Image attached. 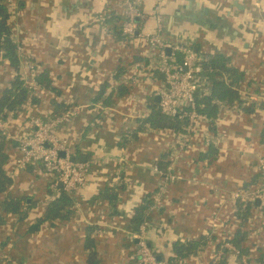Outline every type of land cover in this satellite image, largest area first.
<instances>
[{"label":"crops","instance_id":"0c3cea01","mask_svg":"<svg viewBox=\"0 0 264 264\" xmlns=\"http://www.w3.org/2000/svg\"><path fill=\"white\" fill-rule=\"evenodd\" d=\"M2 2L10 11L24 82L25 65L32 62L35 75L46 72L53 90L29 89L21 109L3 120L9 132L5 171L12 182L0 200L21 198L27 212L22 218L0 209V264H90L91 253L95 264H137L132 217L146 199L152 201L147 241L156 258L177 264L176 246L205 239L185 264H210L220 243L238 228L241 202L231 199L233 191H249L258 183L256 159L264 151V0H140L154 17L136 19L138 34L128 41L117 36L121 0ZM157 15L164 38L191 42L200 57L222 54L250 79L249 86L256 84V99L247 109L220 121V146H203V134L212 128L200 123L175 165L179 178L163 190L153 166L169 164L178 134L141 128L150 114L149 99L158 102L151 90L162 76L151 69L152 51L140 34L158 31ZM182 33L188 38L177 36ZM165 54L173 53L166 48ZM15 73L0 55V96ZM68 109L74 115L55 133L69 146L72 161L89 164L88 180L70 195L74 203L68 219L38 223L55 191L38 164L15 169L17 139L31 133V118L48 120ZM109 189L115 201L106 196ZM247 205L242 243L256 250L264 244V227L257 201L242 204ZM88 238L91 246H86ZM221 251L227 264L248 263L239 246ZM253 257L255 252L252 264H260Z\"/></svg>","mask_w":264,"mask_h":264},{"label":"built area","instance_id":"2783aa9c","mask_svg":"<svg viewBox=\"0 0 264 264\" xmlns=\"http://www.w3.org/2000/svg\"><path fill=\"white\" fill-rule=\"evenodd\" d=\"M2 1V0H0ZM11 2V0H6ZM122 2V20L120 25V34L123 40L128 41L135 37L138 30L136 19H143L144 13L141 10L140 0H121ZM158 31L153 33L140 34L151 49V69L162 76V80L155 82L156 86L152 87L151 92L158 97L159 110L162 114L175 117L178 121L183 122L181 131L176 132V145L169 149V164L163 169L157 165L153 170L160 176L158 186L163 190L169 183L179 178L175 172L177 160L182 157L183 149L190 142L192 133H195L198 126L204 121L212 130L208 129L203 134V146L218 147L224 137L220 132V121L227 115L238 112L242 107L247 106L256 99L252 91L256 84L249 86V78L244 77V84L235 88L238 90L242 102L237 103L229 100H218L213 97L212 103L216 105L217 113L215 118L210 119L196 109V97L198 94H211L212 88L207 84L203 88L199 87L201 79V57L198 56L187 43H176L163 37L159 31L161 18L155 16ZM166 48L170 52L181 55V64L175 69L171 68L170 58L165 54ZM27 71L26 84L28 89L34 88L36 84L35 73L36 66L32 62L25 65ZM152 71V72H153ZM151 73V72H150ZM154 72L152 73L153 76ZM151 77V76H149ZM225 81H228L225 79ZM246 83V84H245ZM249 83V84H248ZM75 110L68 109L59 116L43 120L38 117L30 119L31 133L17 139V149L19 156L15 161V169L23 170L30 164H38L46 175L50 187L55 191L50 201L58 197L59 192L56 186L61 184L63 190L71 195L77 188L83 187L87 183L89 164L72 161L70 159V148L63 140H60L55 128L67 122L73 116ZM0 130L6 137L9 132L4 127L3 121L0 120ZM160 129L145 126V133L156 132ZM62 154V155H60ZM257 184L249 191H233L231 199L241 202L242 204H254L257 201L258 217L261 225L264 227V151L259 153L256 159ZM147 222L142 223L138 230L132 234L136 239V261L137 264H166L163 260H158L148 245L147 241ZM255 230V229H254ZM252 228L249 231H254ZM231 234L227 235L220 243L219 249L212 258L210 264H218L223 259L221 248L235 250L234 245L228 240ZM189 257L177 260V264H185L190 261ZM260 264H264V261Z\"/></svg>","mask_w":264,"mask_h":264},{"label":"trees","instance_id":"16d2710c","mask_svg":"<svg viewBox=\"0 0 264 264\" xmlns=\"http://www.w3.org/2000/svg\"><path fill=\"white\" fill-rule=\"evenodd\" d=\"M142 12L145 14L146 20H151L154 17V10L146 9L145 7H141ZM160 12V11H159ZM9 16L10 11L8 7L0 1V55L7 60L8 64L15 70V75L10 83V85L5 88L0 96V120L3 121L7 118L9 114H14L16 111L21 109L22 104L26 100L28 96V92L30 90L27 87V84L24 82L22 78V74L20 71V61L18 54V47L15 41L12 38V31L9 24ZM117 36L119 37L120 31ZM180 37L188 38L187 34H177ZM122 37V36H121ZM120 38V37H119ZM191 43V42H190ZM187 42L188 45L191 44ZM171 68L175 69L178 65L181 64V55L179 53H175L170 58ZM201 79L199 81V87L203 88L207 84L211 85L212 91L209 96L198 94L196 97V109L198 112L204 114L210 119L215 118L217 113V108L214 103H212L213 97L218 99H227L230 102L241 103L243 100L235 88L234 85L239 87L244 84L243 72L237 67L230 64L229 58L223 56L222 54H213V53H205L201 55ZM157 72H155L156 74ZM158 74V73H157ZM160 75V74H159ZM227 79L228 81H225ZM36 84L39 87H44L50 90L53 88L50 85V78L46 74V72H40L35 75ZM249 84V83H248ZM149 109L150 114L146 118H142V127L145 128L148 125L151 128L157 129H170L173 131H181L183 122L178 121L175 117H171L169 115L162 114L159 110L158 102H156L153 98L149 99ZM244 108V107H243ZM247 109V107H245ZM249 108V107H248ZM8 142L7 137L1 133L0 130V193H3L11 184L12 179L5 171V163L7 161L8 155L5 152V144ZM214 151H217L214 149ZM206 153H202L201 156L206 155ZM167 162L161 161L159 163L160 168H165ZM59 195L58 197L52 199L44 212V215L38 218L37 222L40 223L46 219L49 220H66L73 214V199L67 194L61 186H56ZM106 196L110 201H115V194L112 191L106 190ZM151 200H145L140 206L135 209L134 216L132 217V230L137 231L139 226L147 222L148 223V207L151 206ZM250 206H252L250 204ZM0 209L5 213H15L19 214L20 217L24 218L26 216L27 209L23 207L21 198L14 197H4L0 200ZM238 228L235 232L228 237V240L235 246L240 247V250H244L248 254V263L252 264L251 256L253 252H255V257L252 259L256 263H262L264 261V244L262 246H258L256 250H251L248 246H243V240L246 238V229L244 223L246 221L247 212L249 206H242L241 203L238 204ZM243 226V228H242ZM147 227V226H146ZM36 229V228H35ZM33 229V230H35ZM245 229V230H244ZM147 238L151 242V235L147 228ZM205 239L200 241L190 242L185 245H178L175 247V255L174 260L175 263L178 259L192 256L196 253L197 248L201 244L205 243ZM149 242V243H150ZM92 245V239L88 238L86 241V246ZM155 254V251L152 250ZM166 264H173L167 263ZM251 262V263H250ZM89 263L95 264L96 260L94 259V254L91 253L89 255ZM218 264H227L226 260L222 259Z\"/></svg>","mask_w":264,"mask_h":264},{"label":"water","instance_id":"95a60500","mask_svg":"<svg viewBox=\"0 0 264 264\" xmlns=\"http://www.w3.org/2000/svg\"><path fill=\"white\" fill-rule=\"evenodd\" d=\"M239 8H242L241 6H239V5H237ZM157 100H158V97L156 98ZM60 155H62V154H60ZM59 186H61V184H59Z\"/></svg>","mask_w":264,"mask_h":264}]
</instances>
